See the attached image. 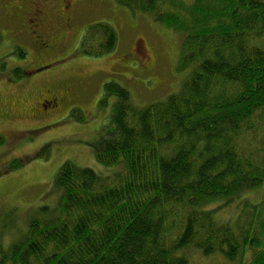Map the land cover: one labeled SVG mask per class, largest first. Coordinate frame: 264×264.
I'll return each instance as SVG.
<instances>
[{
	"label": "trees",
	"instance_id": "16d2710c",
	"mask_svg": "<svg viewBox=\"0 0 264 264\" xmlns=\"http://www.w3.org/2000/svg\"><path fill=\"white\" fill-rule=\"evenodd\" d=\"M116 2L178 34L177 70L190 72L176 93L144 106L105 83L99 104L114 99L110 129L94 159L116 171L66 160L54 179L56 217L30 222L21 243L0 247V264H188L189 248L264 264V200L244 204L231 226L213 219L241 190L264 186V0ZM84 31L86 55L115 48L109 23ZM12 54L26 57L20 47Z\"/></svg>",
	"mask_w": 264,
	"mask_h": 264
},
{
	"label": "rangeland",
	"instance_id": "374dc122",
	"mask_svg": "<svg viewBox=\"0 0 264 264\" xmlns=\"http://www.w3.org/2000/svg\"><path fill=\"white\" fill-rule=\"evenodd\" d=\"M34 1L38 0H0V60L6 67L0 73L2 248L21 243L30 222L56 217L61 195L54 179L66 160L102 175L116 171L94 159L93 148L110 129L114 99L99 104L106 82L120 83L135 104L144 106L176 93L190 72L189 67L177 70L178 34L147 14L131 13L116 0H84L67 16L60 10L62 0H46L42 32L55 44L43 55L35 48L36 38L26 22ZM103 21L116 29L115 48L103 56H88L81 52L84 30ZM17 47L25 51V58L12 54ZM18 67L20 77L12 74ZM52 94L59 104L45 108L42 102ZM260 147L264 149V141ZM263 200V185L245 188L213 219L219 227L231 226L244 204ZM224 202L219 199L212 205ZM185 257L188 264H230L219 253L205 256L190 248Z\"/></svg>",
	"mask_w": 264,
	"mask_h": 264
},
{
	"label": "flooded vegetation",
	"instance_id": "af4514ba",
	"mask_svg": "<svg viewBox=\"0 0 264 264\" xmlns=\"http://www.w3.org/2000/svg\"><path fill=\"white\" fill-rule=\"evenodd\" d=\"M84 0H62L60 5L61 13L65 16L70 14V12L74 11L76 7L82 3ZM47 5L45 2H39V0L33 5L32 11L28 13L27 20L28 22V32L31 31V33L34 34V37L36 38L37 45H35V48L43 55H46V53L49 52L50 47L54 45V39L53 37H47V35L42 32V25H43V17L46 16L45 8ZM42 44V45H40ZM40 45V46H39ZM59 98L56 97L54 94L50 98H47L44 100V103L42 102L43 106L46 108L48 105H51L53 107L56 106V104H59ZM60 109V108H59Z\"/></svg>",
	"mask_w": 264,
	"mask_h": 264
}]
</instances>
